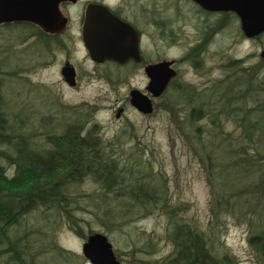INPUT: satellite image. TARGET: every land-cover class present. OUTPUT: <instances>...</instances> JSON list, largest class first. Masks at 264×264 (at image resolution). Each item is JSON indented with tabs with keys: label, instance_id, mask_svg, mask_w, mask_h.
I'll return each mask as SVG.
<instances>
[{
	"label": "rangeland",
	"instance_id": "obj_1",
	"mask_svg": "<svg viewBox=\"0 0 264 264\" xmlns=\"http://www.w3.org/2000/svg\"><path fill=\"white\" fill-rule=\"evenodd\" d=\"M157 13L160 17L172 19L177 32L182 28L187 47L191 48L197 43L203 19L192 4L186 0H157ZM175 16L185 21V24ZM209 20L212 21V18ZM19 32L12 30L11 54H0V93L11 103L9 113H14L11 117L14 126H19L21 121L20 124L24 123L26 133H29L34 125L37 126V134L33 138L39 141L45 137L39 135L42 130L40 124L46 122L43 120L45 117L56 116L62 104L79 106L80 113L89 114L91 123L98 124L102 138L112 144L108 150L131 166V169H135L136 173L138 170L153 174L149 178L163 187L170 205L180 214L176 220L188 222L212 238L211 242L220 257L229 256L237 264H264V257L249 240L252 233L264 231V197L260 196V202L255 198L256 202H253L250 209L246 206L238 207L233 203V211L223 209L219 219H214L211 201L213 194L207 181L205 165L192 147L196 139L188 117L191 105L185 103L178 92L174 89L168 90L155 101L154 115H144L129 102L130 89L124 82H107L88 73L79 87L69 86L60 73V65L65 56L58 54L52 57L47 53L40 56L38 41L30 36L27 41L21 40ZM235 37L237 44L233 48ZM215 40L220 47L219 65L220 62L226 61L229 55L243 56L250 48L247 42H241L238 23H233ZM213 46L211 45L210 49ZM184 50L185 46L180 45L167 51L161 47L158 48V57L165 54L180 56ZM214 64L215 60L211 56L200 70H195L191 68L190 63H186L182 67L183 80L207 86L215 78L221 82L229 72H224L218 67L214 69ZM261 66L263 71L259 75L264 77V64ZM84 68L92 70L88 60ZM14 70L17 71L15 76L11 75L12 71L16 72ZM109 76L116 80L118 73L114 70L109 72ZM226 81L222 88L230 84L232 79ZM131 83L143 85L144 75H135ZM117 103L127 106L120 118L116 116L119 108ZM171 106H174V109ZM174 112L179 113L177 117L182 121L179 126ZM17 116L22 119L18 120ZM225 118V131L237 134L238 130L234 128L237 129L238 126L234 121ZM208 122L201 120L196 125L206 127ZM202 133L206 134L204 131ZM0 163L10 168L2 158ZM233 181V174H229L223 182L221 179L217 180L218 183L222 182L224 190H229V182ZM246 181L242 187L246 185ZM98 189L99 185L92 178L86 177L80 184L72 187V193L77 191V194L70 197L74 200L86 192H98ZM232 202H235V199ZM80 204L83 208L75 210L74 214L81 218L78 222L85 232L88 234L93 230V234H106L123 264H154L156 260L172 255L174 226L171 224V215L162 209L156 207L149 212L139 211L140 213L132 219L122 218L120 220L124 223L121 224L124 225L114 227L115 229L110 231L109 226L114 219L104 221L103 212L98 211L95 214L92 211L95 207L85 200H81ZM75 205L76 203L73 206ZM121 209L123 208L120 207L119 212ZM12 238L17 239L19 246L26 252H32L33 264H92L82 250L88 237L79 236L71 227L68 218L60 214L58 209L39 208L25 215L13 229ZM52 241L73 253L74 258L62 259L50 247ZM40 245L42 250H39ZM140 259L148 263H142ZM0 264H17L13 259V251L6 243H0Z\"/></svg>",
	"mask_w": 264,
	"mask_h": 264
},
{
	"label": "trees",
	"instance_id": "obj_2",
	"mask_svg": "<svg viewBox=\"0 0 264 264\" xmlns=\"http://www.w3.org/2000/svg\"><path fill=\"white\" fill-rule=\"evenodd\" d=\"M16 73L12 71L11 75L15 76ZM255 78L254 72V82ZM228 79L229 73L221 83H226ZM222 87L207 88L204 94L198 95H188V86L187 92L176 88L184 102L191 105L188 117L196 139L192 147L205 165L207 181L213 194L212 214L216 220L223 209L233 211V203L250 209L256 202L255 198L260 202V196L264 197V103H255L256 96L247 99L248 95L240 93L243 89L239 86L234 91L228 85ZM251 90L255 93L257 88L252 85ZM10 104L0 93V158L10 166L8 169L0 163V243L8 244L17 264L34 262L32 252H26L19 246L18 240L12 238L13 229L33 210L58 209L60 214L68 218L79 236L87 238L93 234V230L88 234L85 232L78 222L81 218L74 214L75 210L83 208L81 200L93 205L95 214L103 212L104 221L114 219L109 226L110 231L124 225L120 219H132L139 211L149 212L157 207L170 214L174 226V251L154 264H200V256L202 264H237L229 256L220 257L208 235L204 233L202 238L199 229L176 220L180 214L170 205L163 187L149 178L153 174L138 170L137 174L135 169L108 150L112 144L102 138L98 124L91 123L89 114L80 113L79 106L62 104L56 116L45 117L43 120L46 122L40 124L42 130L39 134L45 137L37 141L33 138L37 134V126L34 125L26 133L24 123L20 124L19 121V126L11 123L14 113H9ZM171 107L174 109V106ZM234 109L237 110L236 117L233 116ZM174 116L179 126L182 122L178 118L179 113L174 112ZM17 117L18 120L22 119L21 116ZM224 117L238 126L234 128L238 130L237 134L225 131ZM201 120H208V125H196ZM229 174L234 175L235 181L229 182V190H224L222 182ZM86 177L99 185V191L86 192L72 200L70 195L77 194V191L72 193V187ZM219 179L221 183L217 182ZM245 180L246 185L242 187ZM233 199L235 202H232ZM114 207L117 209L114 210ZM120 207L123 209L119 212ZM194 235L198 246L192 244ZM249 240L264 257V231L252 233ZM50 245L62 259L74 258L73 253L55 241ZM41 247L39 250H42ZM140 261L148 263L143 259Z\"/></svg>",
	"mask_w": 264,
	"mask_h": 264
},
{
	"label": "flooded vegetation",
	"instance_id": "obj_3",
	"mask_svg": "<svg viewBox=\"0 0 264 264\" xmlns=\"http://www.w3.org/2000/svg\"><path fill=\"white\" fill-rule=\"evenodd\" d=\"M186 1L197 9V14L203 19L197 43L191 48L187 47L184 42L186 38L182 33V28L177 32L172 19L158 16L157 0H61L58 5L60 16L57 17V20L55 19L50 30L29 20H2L0 22V54L3 56L11 54L13 51L12 30L20 31L21 40L27 41L30 36L38 41L40 56L45 53L52 57L58 54L65 56L60 65V73L63 78V70L67 65L74 67L76 72L75 85H70L64 78L66 84L77 88L88 73L107 82L110 80L112 83L124 82L130 89L128 97L130 103L131 91L134 89L140 90L152 100L154 110L149 114L143 113L147 116L154 115L155 101L160 97H155L148 89L151 80L148 71L152 67L162 61L171 62L169 68L174 71V75L164 93L170 89L180 92L176 89L178 87L187 92L188 86V95L204 94V90L207 88L218 89L219 86L226 84H222L218 78L211 81L209 86L188 82L183 80L182 67L186 63H190L191 68L195 70L203 69L207 64L208 57L211 56L215 60L214 67L216 68L214 69L218 67L224 72H229L232 79L228 84L230 89L234 91L239 86L243 89L240 93L248 95L247 99L256 96L255 103L263 104L264 77L259 73L263 71L261 65L264 64V30L249 36L243 31L242 18L237 11L211 10L195 0ZM12 3V0H0V8L3 9H0V17L7 15V9L12 7ZM211 18L212 21L209 20ZM176 19L185 24L182 19L177 17ZM233 23L239 24L241 42H247L250 48L243 56L229 55L226 61L220 62L219 65L220 47L218 43H215V38L219 37ZM30 30L33 32L30 33ZM234 40L233 48L237 44V38L235 37ZM178 45L185 46V50L180 56L165 54V56L159 55L158 57V48L163 47L167 51ZM211 45L214 46L210 49ZM253 48L256 49L253 50ZM117 50L125 51L127 57L123 61L108 57L101 61L93 58L94 55L103 57L113 52L117 54L119 53L115 52ZM87 60L92 65L91 71L84 68ZM114 70L118 73L116 80L109 76V72ZM254 72L256 73L255 82ZM138 74L144 75L143 85L131 83L134 76ZM252 85L257 88L255 93L251 90ZM243 102L246 103V99ZM118 107V110L121 109L124 113L127 106L118 105ZM232 112L236 117L237 110L234 109ZM183 231H185L184 228ZM200 233L204 238V233L202 231ZM195 239L197 237L195 238L194 235L192 244L196 243L198 246ZM199 262L203 263L201 256Z\"/></svg>",
	"mask_w": 264,
	"mask_h": 264
},
{
	"label": "water",
	"instance_id": "obj_4",
	"mask_svg": "<svg viewBox=\"0 0 264 264\" xmlns=\"http://www.w3.org/2000/svg\"><path fill=\"white\" fill-rule=\"evenodd\" d=\"M7 15H1L2 20H29L50 30L55 19L60 16L58 5L61 0H12ZM205 8L211 10H235L242 18L243 31L249 35H256L264 30V0H195ZM1 9V8H0ZM3 10V9H1ZM117 54L111 53L107 56L94 55L93 58L101 61L108 57L123 61L127 56L125 51L117 50ZM171 62L162 61L148 71L151 77L148 89L155 95L161 96L167 88L170 79L174 75L170 67ZM63 75L70 85H75L76 72L74 67H64ZM131 103L137 110L144 114L152 113L154 104L147 95L140 90L131 91ZM119 109L116 116H121ZM83 254L92 264H123L118 259L112 242L103 233H95L88 236L83 244Z\"/></svg>",
	"mask_w": 264,
	"mask_h": 264
},
{
	"label": "bare ground",
	"instance_id": "obj_5",
	"mask_svg": "<svg viewBox=\"0 0 264 264\" xmlns=\"http://www.w3.org/2000/svg\"><path fill=\"white\" fill-rule=\"evenodd\" d=\"M185 223H188V222H185ZM192 225V224H191ZM184 229H186V227H184Z\"/></svg>",
	"mask_w": 264,
	"mask_h": 264
}]
</instances>
